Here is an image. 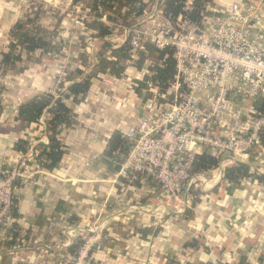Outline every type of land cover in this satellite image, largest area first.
<instances>
[{"label":"crops","instance_id":"crops-1","mask_svg":"<svg viewBox=\"0 0 264 264\" xmlns=\"http://www.w3.org/2000/svg\"><path fill=\"white\" fill-rule=\"evenodd\" d=\"M89 2H77L89 15L82 28L69 17L43 14L41 27L52 34V46L62 49L25 51L0 77L4 167L23 139L36 135L49 143L44 121L28 125L18 118L19 106L50 91L62 70L69 85L90 76L89 91L67 101L74 122L59 127L65 149L59 167L43 168L30 183L19 184L14 239L0 246V264H71V246L84 243L96 227V264H264V179L258 178L264 175V152L252 159L256 176L237 185L224 181L219 169L200 173L178 198L166 197L151 178L119 175L126 156L119 163L105 149L114 131L123 133L151 113L146 103L155 90L151 76L158 57L149 46L135 57L130 48L122 51L125 37L101 13L93 14ZM31 11L28 1L0 0V54L12 40V27ZM103 25L111 31L104 37Z\"/></svg>","mask_w":264,"mask_h":264},{"label":"built area","instance_id":"built-area-1","mask_svg":"<svg viewBox=\"0 0 264 264\" xmlns=\"http://www.w3.org/2000/svg\"><path fill=\"white\" fill-rule=\"evenodd\" d=\"M144 2L149 5L139 14L131 10L128 20L110 21L111 13L98 6L101 20L125 37L130 55L150 46L172 49L175 58L167 92L155 85L146 103L151 113L123 132L131 147L119 175L129 181L150 177L166 197L178 198L196 181L198 174L191 171L198 154L209 152L218 159L222 175L236 162L250 164L264 152V113L252 105L264 99V0L207 2L199 23L183 14L173 19L166 0ZM181 2L184 11L194 8L195 0ZM74 11L73 24L84 27L89 15L79 3ZM2 66L0 54V74ZM63 78L64 73L51 89L55 97L69 86ZM43 121L46 129V114L33 123ZM28 138L26 150H16L0 167L1 247L14 239L19 184L44 171L39 155L44 143L36 135ZM98 230L84 237L71 264H96L92 252L101 239Z\"/></svg>","mask_w":264,"mask_h":264},{"label":"trees","instance_id":"trees-1","mask_svg":"<svg viewBox=\"0 0 264 264\" xmlns=\"http://www.w3.org/2000/svg\"><path fill=\"white\" fill-rule=\"evenodd\" d=\"M79 2V0H74ZM213 0H195L194 8L191 11H184L181 0H166V12L173 18H177L180 14L188 17L192 22L199 23L201 20V13L205 8L207 2ZM91 9L98 11V6L104 9L113 8L114 6L128 7L136 14L142 12L143 8L149 4L144 0H90ZM42 17L41 8L37 11L29 12L25 19L17 22L11 29L12 40L8 45L7 51H3L2 55V74H7L11 66L22 60L23 52H33L36 50H47L54 45L51 41V33L47 32L40 25ZM59 24V21H58ZM111 31L106 26H101L99 36L104 37ZM54 49H59L54 46ZM129 50L128 44L122 48V51ZM157 53L158 64L155 66L151 81L156 85L160 92H167L170 83L175 74V58L172 49H154ZM79 73V72H78ZM63 86V85H61ZM90 89V76H86L80 81H73L65 90L59 89L56 97L51 90L44 94L38 95L19 106L18 118L24 120L28 125L37 122L46 114V128L49 136V143L47 145H40V157L43 159L42 166L45 170L53 171L59 167L65 155L64 144L59 139L61 126L71 127L73 125L72 108L67 101L78 99L80 94H85ZM253 107L261 113H264V99L252 104ZM1 111V105H0ZM264 141V134H263ZM26 140H22L18 144L16 150L25 149ZM131 147L129 139L120 131H114L109 139L105 153L107 156L114 158L116 162H122L127 156ZM219 160L212 156L209 152H202L198 154L192 166V174L207 173L213 169L218 168ZM255 166L236 162L234 165L226 168L223 174V180L240 184L242 180L249 177L256 176L254 172ZM258 175V174H257ZM150 179V177H145ZM259 180L264 179V175H258ZM141 180V179H140ZM16 208V207H15ZM16 214V209H15ZM83 241L78 240L71 246V253L75 257L82 245Z\"/></svg>","mask_w":264,"mask_h":264},{"label":"rangeland","instance_id":"rangeland-1","mask_svg":"<svg viewBox=\"0 0 264 264\" xmlns=\"http://www.w3.org/2000/svg\"><path fill=\"white\" fill-rule=\"evenodd\" d=\"M27 1H28V3L31 4L33 10L37 11V9L39 10L41 8V10L43 11L42 15L43 14L46 15L45 18L47 17V15L53 16V17L58 18V19H60V18H63L64 19L65 17H67V18L69 17V18H71V22L73 24V20H74V16H75L74 5L77 3L74 0H51V1L49 0V2H47V1H44V2L40 1V3H33V2H35L33 0H27ZM116 7H118V8L117 9H114V8H112V9L111 8H106L105 9L107 12H110L111 13V14H109V16H110L109 20L110 21H113L115 19V16L112 15V13L118 15L117 14L118 12H122L121 11L122 6L116 5ZM131 10L132 9L129 10L128 7H126L125 11L122 12L123 13V15L121 16L122 19L128 20L129 17H130V11ZM94 14H96V12H94ZM58 19H56L57 20L56 22H58ZM46 20H48V19H46ZM62 47L63 46H61L60 49H62ZM55 50L59 51V49H55ZM138 54H139V52L136 53V54L131 55V57H135ZM156 56L157 55H155L154 57H156ZM151 57L152 56L150 55L149 58L152 59L153 57L152 58ZM62 71H60V73H58V75H57V77H56L53 85H56V81L62 75ZM4 76H6V74H4V75L2 73L0 74V77L1 78L4 77ZM152 89H153V87H152ZM154 95H155V90L154 91H151V93H150V96L151 97L154 96ZM253 163H255V160H253L252 162L250 161V165H254ZM196 183L197 182L195 181L194 184H196ZM198 183H200V182H198Z\"/></svg>","mask_w":264,"mask_h":264},{"label":"water","instance_id":"water-1","mask_svg":"<svg viewBox=\"0 0 264 264\" xmlns=\"http://www.w3.org/2000/svg\"><path fill=\"white\" fill-rule=\"evenodd\" d=\"M120 167V165H118Z\"/></svg>","mask_w":264,"mask_h":264}]
</instances>
